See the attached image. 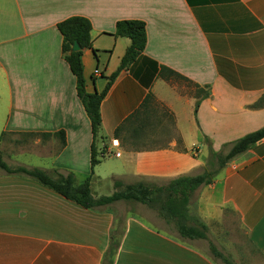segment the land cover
Instances as JSON below:
<instances>
[{"label":"crops","instance_id":"obj_1","mask_svg":"<svg viewBox=\"0 0 264 264\" xmlns=\"http://www.w3.org/2000/svg\"><path fill=\"white\" fill-rule=\"evenodd\" d=\"M73 15L92 26L96 51L81 56L89 93L130 44L113 35L116 21L143 20L147 36L100 103L92 169L90 120L56 26ZM166 68L181 77L165 78ZM263 98L264 0H0V154L10 167L73 173L75 184L90 176L95 198L139 182L166 186L207 170L209 146L226 153L264 126V104L253 106ZM196 206L203 219L232 207L264 257V138L201 185ZM160 218L85 208L0 169V264H217Z\"/></svg>","mask_w":264,"mask_h":264},{"label":"trees","instance_id":"obj_2","mask_svg":"<svg viewBox=\"0 0 264 264\" xmlns=\"http://www.w3.org/2000/svg\"><path fill=\"white\" fill-rule=\"evenodd\" d=\"M57 29L62 35L61 53L67 62L71 72L75 77V89L85 112L90 120L92 142L90 150V166L91 169L99 163L98 151L95 141L99 136L101 126L100 103L106 95L112 81L118 72L132 63L144 50L147 36L145 22L140 19H120L115 23L113 35L125 36L130 39V44L126 48L117 69L108 76V80L101 91L89 93L85 88V78L83 74V65L81 56L85 48L93 49L91 37V22L88 18L79 15L69 16L57 24ZM74 41H77L80 48L76 51L72 50ZM95 52L96 50L93 49ZM163 73L165 78L170 76L179 77L175 71L166 68ZM181 77V76H180ZM150 96V95H149ZM146 99H148V97ZM145 99V102H146ZM199 100L196 101L195 110L197 109ZM264 104V98L260 99L253 106L258 107ZM144 106V103L141 107ZM139 112L137 109L133 114L125 119L122 125L115 130V135L119 132L134 116ZM63 137V131H59ZM264 138V126L249 132L242 137L236 139L230 149L225 154L213 151L209 146V169L202 174L196 176H182L169 181L166 186L153 187L145 185L142 182L134 185H127L122 191H117L109 196L93 197L90 191V176H86L79 184H75L73 173L61 174L55 172L49 175L37 168L10 167L5 163L0 154V169L7 173L26 174L35 180L41 182L45 186L53 189L65 198L85 208H97L107 205L116 200L137 201L147 205H157L159 214L165 219L177 220V232L180 238L193 239L199 237L198 231L191 226L183 223L185 218L186 206L190 193L200 185L209 184L213 181L219 170L223 168L234 157L243 153L257 141ZM212 157H217L218 169L212 170ZM182 218L183 220H181ZM110 252L117 246V242L111 240Z\"/></svg>","mask_w":264,"mask_h":264},{"label":"rangeland","instance_id":"obj_3","mask_svg":"<svg viewBox=\"0 0 264 264\" xmlns=\"http://www.w3.org/2000/svg\"><path fill=\"white\" fill-rule=\"evenodd\" d=\"M219 153L223 155L225 150L223 149ZM211 169H218L217 157H212ZM200 186L190 193L185 218L184 220L180 218L183 223L194 227L199 233V237L189 240H194L217 264H264V257L247 238L239 215L232 207H222L218 215L211 219H203L199 215L196 199ZM153 187L163 186L153 185ZM107 205L121 214L133 209L140 214H147L149 217H161L177 232V220L162 217L158 212L157 205H140L129 200H116Z\"/></svg>","mask_w":264,"mask_h":264},{"label":"water","instance_id":"obj_4","mask_svg":"<svg viewBox=\"0 0 264 264\" xmlns=\"http://www.w3.org/2000/svg\"><path fill=\"white\" fill-rule=\"evenodd\" d=\"M80 48L79 44L77 41H74L73 45H72V50L76 51Z\"/></svg>","mask_w":264,"mask_h":264},{"label":"built area","instance_id":"obj_5","mask_svg":"<svg viewBox=\"0 0 264 264\" xmlns=\"http://www.w3.org/2000/svg\"><path fill=\"white\" fill-rule=\"evenodd\" d=\"M94 72H95V74H98V72H99V71H98V69H95V71H94Z\"/></svg>","mask_w":264,"mask_h":264}]
</instances>
